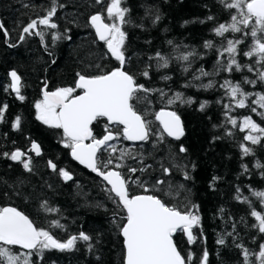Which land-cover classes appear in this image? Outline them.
Listing matches in <instances>:
<instances>
[{
    "label": "trees",
    "instance_id": "obj_1",
    "mask_svg": "<svg viewBox=\"0 0 264 264\" xmlns=\"http://www.w3.org/2000/svg\"><path fill=\"white\" fill-rule=\"evenodd\" d=\"M48 2L49 0H0V20L11 33L5 42V37L0 32V105L5 103L8 105L5 114L7 122L0 124V152L16 148L26 150L29 147V140L38 142L43 150L41 157L33 159L34 174L25 172L18 163L0 158V207H15L27 215L36 227L50 231L59 241H66L81 231L93 237L92 251L87 249L83 241H78L76 250L70 252L45 250L42 258L34 255L33 264H122L123 241L111 223L115 205L104 191L105 184L71 160L69 150L60 144L59 130L50 129L37 121L34 109L35 102L42 98L41 89L44 81H47L49 90H55L59 87L74 86L77 72L88 76L99 74L101 69L96 68V64L102 65L104 71L117 66L115 60L101 59L106 53V47L97 41L92 28L86 26L89 16L102 11L104 6L95 4L94 0H60L64 7L58 10L54 18L59 28L44 29V43L47 48L35 36L20 42L19 27L26 24L29 17L35 18L37 13L43 15L42 9ZM24 4L33 7L26 9L23 7ZM123 6L132 10L130 15L135 23L145 24L144 29L126 26L127 55L131 58L127 67L135 74L138 70H143L146 64L152 65L149 69L151 79H145L137 74L138 83L153 90L163 89L168 94L165 100L180 92L185 98L191 97L196 101L192 105L177 102L167 106L180 115L186 135L180 142L166 138V144L172 146V151H176L179 144L187 147L188 159L196 164V168L190 171V175L194 177L190 181L183 179L181 171L174 170L173 176L166 179L171 180L174 186L182 184L184 188L174 187L169 190L168 195L163 196V199L171 206H179L182 211L185 204H188L189 208L193 204L198 205L203 229V236L192 245L187 244L185 236L178 234L174 238L178 249L184 255L190 250L197 256L203 249H207L209 264H242L243 257L235 247L233 238L227 236V233L232 231L233 220L239 222L240 218L244 217L246 223L237 225L239 242L254 253L250 259L259 264L255 254H258L259 244L264 243V234H259L251 228L254 218L249 215V206L240 203L234 197L235 189L239 187L241 197H248L255 210H264L260 200L249 191V186L256 191H264V178L254 167L257 160L264 164V149L255 146V156L241 159L239 144L244 142L242 137L246 133L240 132L238 128H232L230 123L226 124V127L233 135L214 141L213 137L222 135L224 128H213V125L226 123L223 104L229 101L223 89L214 87L205 90L199 87L201 84H207L209 80H214L218 85L225 77L236 82L241 79V73H233L231 76L220 73L215 77L193 79V75H198V69L201 67L206 72L214 71L216 52L206 50L202 45L209 39L219 45L220 38L215 37L211 29L216 24L229 23V12L218 0H125ZM146 6L159 9L162 19L157 25L152 26L150 20L144 18ZM208 15L214 16L215 19L208 21ZM201 20L205 22L200 23ZM185 21L189 23L185 24ZM65 28L70 31L64 33ZM53 31L69 35L71 39L61 38L53 42L51 39ZM227 35L232 38L239 34ZM168 40L187 47L174 49L167 43ZM8 43H15L17 47L10 48ZM244 47L241 45V48ZM189 50L201 53L202 58L190 57L188 62L176 58ZM156 52L169 57L168 68H157L156 60H148V57ZM243 62L247 63L246 58ZM185 68L188 71H184ZM11 70H16L22 78L21 92L25 96L23 102L17 100L10 90H5L10 83L8 73ZM165 75L171 79H162ZM188 82H191V87L184 86ZM244 87L247 91L264 92V88L260 86L255 89L247 85ZM75 94H78V91ZM204 102H207L205 110L198 111L200 103ZM133 103L147 120L153 122L155 128L157 122L154 113L166 107L159 93L154 91L147 100ZM229 115L237 120L238 125L245 116H251L264 127V119L249 109H233ZM17 116L21 117L20 131H14L11 127ZM93 127L96 133L101 131L99 126ZM124 145L133 146L125 142ZM143 147L146 152L152 151L151 143ZM159 149L155 152L157 158L166 156L169 150L165 144L159 145ZM48 159H53L59 168L68 170L73 179L65 182L53 173L46 166ZM241 164H247L250 172L244 173ZM159 174L156 171L150 177L141 176V179L147 178L150 184ZM213 176L220 177L214 185L215 190L209 187ZM21 179L24 180L23 185L18 183ZM17 191L19 195L16 194ZM131 191L133 194H153L151 190L145 192L135 184L131 185ZM155 194L161 195L160 192ZM45 201L47 205L42 206ZM97 204L103 207H97ZM49 208L55 211H48ZM221 208L224 209L223 213L220 211ZM55 221H59L63 227H54ZM193 231L199 233L200 230ZM221 237L225 239V245L217 244L216 241ZM97 239L100 243H95ZM12 251L23 252L14 247ZM97 256L100 257L99 260Z\"/></svg>",
    "mask_w": 264,
    "mask_h": 264
},
{
    "label": "snow or ice",
    "instance_id": "obj_2",
    "mask_svg": "<svg viewBox=\"0 0 264 264\" xmlns=\"http://www.w3.org/2000/svg\"><path fill=\"white\" fill-rule=\"evenodd\" d=\"M218 2L229 12L230 22L216 24L211 29L214 36L220 38L219 45L212 39L205 40L202 45L204 49L216 52L214 71L206 72L201 67L198 69L199 74H194L193 79L215 77L220 73H227L229 76L241 73L239 81L234 82L233 79L225 77L218 85L214 80H209L207 84H201L199 87L205 90L214 87L223 89L229 101L223 104L226 123L213 125V128H224L223 134L214 136L213 140L233 135L226 127L228 123L232 128L245 132L242 137L244 142L239 144L243 159L255 156V146L264 149V127L251 116H245L238 125L237 120L229 113L233 109H249L264 119V111H257L264 109V92L247 91L244 87L247 85L252 89L257 86L264 88V0H218ZM94 3L104 7L102 11L89 16L86 26L94 29L96 37L106 47V53L101 59L115 60L117 66L104 71L102 65L96 64L95 67L101 69L99 74L88 76L77 72L74 86L59 87L55 90H49L47 81H44L41 89L42 98L34 104L35 119L50 129L59 130L60 144L69 150L71 158L104 182V191L115 205L111 223L118 235L123 238L122 264H209L207 249H203L198 256L190 250L184 255L174 239L180 234L186 236L188 245H192L203 236L202 218L198 214L199 206L193 204L189 208L188 204H185L182 211L179 206H171L163 199V196L168 195L169 190L174 187L184 188V185L174 186L171 180L166 179L173 176L174 170L181 171L183 179L190 181L194 179L190 171L196 168V164L188 159L187 147L179 144L177 150L172 151V146L166 144V138L180 141L186 135L180 115L167 106L177 102L192 105L196 101L191 97L185 98L180 92L165 100L168 94L163 89L153 90L138 83L137 74L145 79H151L149 69L152 65L146 64L143 70H138L135 74L127 67L131 58L127 55L126 26L144 29L145 24L135 23L131 19L132 10L123 6L125 0H94ZM23 7L31 9L33 6L24 4ZM63 7L64 4L60 0H49L48 5L42 9L43 15L37 13L35 18L29 17L28 22L19 27L18 40L24 42L26 38L35 36L47 48L44 43V29L59 28L54 18ZM144 18L149 19L152 26H155L161 21L162 16L159 9L146 6ZM214 19L212 15L207 16L208 21ZM184 23L188 24L189 21ZM69 31L70 29H64V33ZM0 32L7 42L11 33L2 20ZM229 33L239 35L229 38L227 35ZM61 38L70 40L71 36L52 32L53 42ZM167 43L174 49L187 47L174 44L172 40H168ZM241 45L245 47L241 48ZM8 47L14 48L17 44L8 43ZM190 57L199 59L202 58V54L196 50H189L176 58L188 62ZM245 58L247 63L243 62ZM148 60H156L157 68L169 66V57L161 52L149 56ZM184 71L188 69L185 68ZM8 76L10 83L5 90H10L17 100L23 102L25 96L21 92V76L16 70H11ZM162 79L169 80L171 77L165 75ZM184 86L191 87L192 84L188 82ZM77 90H81V94H75ZM154 91L159 93L161 101L166 105L154 113L155 121L158 122L155 128L153 122L147 120L133 103L147 100ZM141 93L144 95L141 96ZM206 104L207 102L200 103L198 111L203 112ZM7 110L6 103L0 105V124L7 122L5 115ZM94 125L100 127L99 133L95 132ZM11 127L14 131L21 130L20 116L15 117ZM124 141L131 142L133 146L124 145ZM149 143L152 151L146 152L143 146ZM162 144L169 150L166 156L157 158L155 152L160 150L159 145ZM42 155L41 145L34 140H29V147L26 150L16 148L0 152V158L20 164L29 174L35 172L34 157ZM46 166L65 182L73 179L72 174L64 168H59L53 159H48ZM254 167L264 178V164L257 160ZM241 168L244 173L250 172L247 164H241ZM156 171L160 174L152 179L150 184L147 178L141 179V176L150 177ZM219 179L220 177L213 176L209 187L215 190L214 185ZM18 183L23 185L24 180L21 179ZM133 184L143 188L145 192L151 190L153 194H133L131 191ZM249 191L264 206V191H256L250 186ZM156 192H160L161 195H156ZM235 192L234 199L249 206V215L254 218L251 228L259 234H264V210H255L248 197H241L239 187ZM16 194L19 195V191ZM46 205L47 202H43L42 206ZM96 206L103 207L100 204ZM48 211L55 210L49 208ZM220 211L223 213L224 209L221 208ZM238 223H246L245 218L241 217L239 222L233 220L232 231L228 232L227 236L233 238L235 247L239 249L243 257L242 264H255V261L250 259L254 253L239 242ZM53 226L63 227L59 221H55ZM193 229L200 231L194 233ZM78 241H83L89 251L93 250V237L86 232L81 231L66 241H59L50 231L36 227L27 215L15 207H0V264H33L34 255L42 258L45 250L70 252L76 250ZM216 242L219 245L226 243L223 237ZM95 243H100L99 239ZM15 246L25 251L13 252L12 248ZM258 247L256 259L259 264H264V243H260ZM97 259L100 257L97 256Z\"/></svg>",
    "mask_w": 264,
    "mask_h": 264
},
{
    "label": "water",
    "instance_id": "obj_3",
    "mask_svg": "<svg viewBox=\"0 0 264 264\" xmlns=\"http://www.w3.org/2000/svg\"><path fill=\"white\" fill-rule=\"evenodd\" d=\"M93 30V32H94V35H95V31H94V29H92ZM95 37H96V35H95ZM96 39H97V41L99 42V43H103V42H101V41H99L98 40V38L96 37ZM8 79H9V82H10V78H9V76H8ZM78 91H80L81 92V90H78ZM12 94H14V93H12ZM81 94V93H80ZM158 123V122H157ZM168 139H170L171 140V138H168ZM183 139V138H182ZM181 139V140H182ZM180 140V141H181ZM172 141H174V140H172ZM180 141H175V142H180ZM127 143H129V144H131V142H128V141H126ZM132 145V144H131ZM35 158H39V157H35ZM70 158H71V155H70ZM71 160L75 163V164H77L79 167H81V168H83V169H85L86 171H88L89 173H92L89 169H87V168H85L83 165H80L77 161H74L72 158H71ZM94 176H96V174L95 173H92ZM97 177V176H96ZM97 178H99V177H97ZM100 180H101V178H99ZM102 181V180H101ZM103 182V181H102ZM122 238V237H121ZM185 238H186V236H185ZM122 241H123V238H122ZM14 248H17V249H19V247L18 246H15ZM19 250H22V249H19ZM22 251H25V250H22Z\"/></svg>",
    "mask_w": 264,
    "mask_h": 264
},
{
    "label": "flooded vegetation",
    "instance_id": "obj_4",
    "mask_svg": "<svg viewBox=\"0 0 264 264\" xmlns=\"http://www.w3.org/2000/svg\"><path fill=\"white\" fill-rule=\"evenodd\" d=\"M77 91H78V90H77ZM80 93H81V92H80V91H78V94H80ZM124 142H125L126 144H129V143H127L126 141H124ZM124 142H123V143H124ZM82 169H83V168H82ZM103 183H104V182H103Z\"/></svg>",
    "mask_w": 264,
    "mask_h": 264
}]
</instances>
